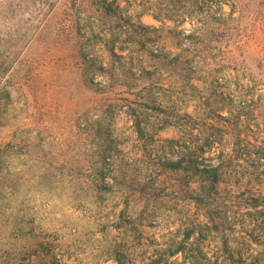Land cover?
Listing matches in <instances>:
<instances>
[{
  "label": "rangeland",
  "instance_id": "rangeland-1",
  "mask_svg": "<svg viewBox=\"0 0 264 264\" xmlns=\"http://www.w3.org/2000/svg\"><path fill=\"white\" fill-rule=\"evenodd\" d=\"M54 1L0 44V264H264V0Z\"/></svg>",
  "mask_w": 264,
  "mask_h": 264
},
{
  "label": "trees",
  "instance_id": "trees-1",
  "mask_svg": "<svg viewBox=\"0 0 264 264\" xmlns=\"http://www.w3.org/2000/svg\"><path fill=\"white\" fill-rule=\"evenodd\" d=\"M55 3L56 1L54 0L51 3L39 2L38 3L39 5L37 6L35 5V8H36L35 11H37V16L34 19L30 18L31 20H27V22H31V23L34 22L33 25H31L30 27L31 31L29 28L28 32H25L24 34L20 35V34H17L16 32H11L7 30L6 33L2 35V39H0L1 40L0 44H3V46H5L8 42L15 41V45H20V51H21L22 50L21 47H24L29 44V41L33 34L31 32H35L36 29H38V27L47 19V17L50 15L52 10L55 8L56 6ZM27 4H28V1H27ZM147 4L149 3L145 2V3H142L136 6L137 10H140V13L137 14V17L145 14L149 10V8L155 7L153 4L151 5H147ZM111 5H112L111 3L107 2L106 0H103L100 6H102L105 11H109ZM157 5L159 7L158 9L159 14L154 15V18L160 21V3H157ZM28 8H29L28 5H22V4L13 5L11 1H8L7 3H2V1L0 0V14L6 13L10 15H15V11H18V12L21 11L24 13L26 9ZM166 8H167L166 11H170L171 7L170 8L166 7ZM166 18L171 20V17H166ZM185 21L187 20L183 18L181 21L177 23V25L182 24ZM190 22H192V25H193L192 28L190 29L191 31H193V34L199 30H202L203 26L201 28L195 25V24L199 25V21H196V22L190 21ZM124 26H127L129 29H126V28L123 29ZM125 30H128L127 33L129 34L131 33V36H134V34L137 35V34L149 32V31L157 30V29L143 25L140 20L134 24L131 23V20H127L125 21L124 25L123 23H121L116 27V31H118L119 33L124 34L126 32ZM190 37H192V35H187L186 38H190ZM160 59L164 61L166 60L168 64H170L172 60L174 62H177V58L169 59V57H166V56H162V58ZM195 153H198V150L195 151ZM159 166L161 170H169V171H180L182 169H186L188 174H195L201 177L202 180L207 181L211 183L212 185L218 184L222 178L219 167L215 165H208V164H204L200 166L196 159L192 158L191 156H187L186 154L180 155V157L176 160L160 156ZM117 262L118 264H122L121 260H118ZM190 263L194 264L193 261H190Z\"/></svg>",
  "mask_w": 264,
  "mask_h": 264
}]
</instances>
